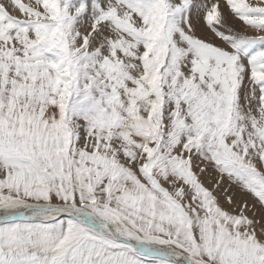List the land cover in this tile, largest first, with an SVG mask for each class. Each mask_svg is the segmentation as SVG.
<instances>
[{
	"label": "snow or ice",
	"instance_id": "6c2138e0",
	"mask_svg": "<svg viewBox=\"0 0 264 264\" xmlns=\"http://www.w3.org/2000/svg\"><path fill=\"white\" fill-rule=\"evenodd\" d=\"M230 18L264 0H0V264H264V35Z\"/></svg>",
	"mask_w": 264,
	"mask_h": 264
},
{
	"label": "rangeland",
	"instance_id": "374dc122",
	"mask_svg": "<svg viewBox=\"0 0 264 264\" xmlns=\"http://www.w3.org/2000/svg\"><path fill=\"white\" fill-rule=\"evenodd\" d=\"M22 2L28 3L29 0H22ZM251 2H255V0H251ZM226 14H227V11H226ZM234 21H236L237 23L239 22L238 25H235L236 22H234ZM239 26H241V28L243 30L239 29ZM229 28H231L233 30V32H237V33H239L241 35H248V36L264 35V33H257L255 31L251 30L250 28H248L247 26H244L241 21H239V20H237L235 18H230L228 20V23L224 26V28H222L220 30L221 31H224L227 34ZM212 35H213V38H212L213 41L212 40H209V39H207L206 41L207 42H212V43H219V41L214 36V34H212ZM205 183H206V186H209L210 187V185H207V181H205ZM245 199H247L249 205H251L253 203V200L251 198L246 197ZM249 215H251V213H249ZM257 216H264V212H261L259 208H257Z\"/></svg>",
	"mask_w": 264,
	"mask_h": 264
},
{
	"label": "bare ground",
	"instance_id": "6f19581e",
	"mask_svg": "<svg viewBox=\"0 0 264 264\" xmlns=\"http://www.w3.org/2000/svg\"><path fill=\"white\" fill-rule=\"evenodd\" d=\"M236 22V21H234ZM239 23V22H238ZM238 23L236 22L235 25H238ZM237 27V26H236ZM239 29L243 30L241 28V26H239ZM197 35L200 37V38H204V39H209V40H212L213 38V35L212 33L203 25L201 24L199 27H198V30H197ZM208 40V41H209ZM213 41V40H212Z\"/></svg>",
	"mask_w": 264,
	"mask_h": 264
}]
</instances>
